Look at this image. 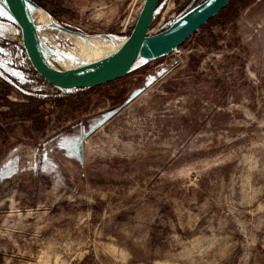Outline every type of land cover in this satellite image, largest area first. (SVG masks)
<instances>
[{
	"label": "rangeland",
	"instance_id": "obj_1",
	"mask_svg": "<svg viewBox=\"0 0 264 264\" xmlns=\"http://www.w3.org/2000/svg\"><path fill=\"white\" fill-rule=\"evenodd\" d=\"M35 1L73 70L77 35L125 41L144 2ZM203 1L160 0L151 33ZM20 39L0 2V264H264V0L90 90L37 79Z\"/></svg>",
	"mask_w": 264,
	"mask_h": 264
},
{
	"label": "water",
	"instance_id": "obj_2",
	"mask_svg": "<svg viewBox=\"0 0 264 264\" xmlns=\"http://www.w3.org/2000/svg\"><path fill=\"white\" fill-rule=\"evenodd\" d=\"M231 0H204L169 27L151 33L160 0H144L131 32L112 56L99 66L73 70L56 67L44 54L36 32L32 6L35 0H0L20 30V43L32 69L50 86L82 90L102 86L128 74L140 57L157 58L181 46L200 27L224 9Z\"/></svg>",
	"mask_w": 264,
	"mask_h": 264
},
{
	"label": "bare ground",
	"instance_id": "obj_3",
	"mask_svg": "<svg viewBox=\"0 0 264 264\" xmlns=\"http://www.w3.org/2000/svg\"><path fill=\"white\" fill-rule=\"evenodd\" d=\"M51 22L54 23L53 20H50ZM107 39V38H106ZM106 39H101V38H88V37H83V36H76V40H77V43L78 45H80L81 47L87 49V50H92V52H89V54L91 55H87V56H81V54H76L81 56L82 59H80V62L82 60V62L84 63H88V62H95L94 64H89L88 66L86 67H81V68H78V69H74V70H81V69H87V68H92V67H96V66H99L101 65L102 63H104L105 61H107L111 56L112 54H114L120 47L121 45L125 42V41H119L120 43H117L115 41V44H113L112 46L107 47L109 45V43H107ZM112 39V38H110ZM113 40H111L113 42ZM109 42V41H108ZM77 47V46H76ZM73 54V53H71ZM73 57H74V54H73ZM87 59H90V60H87ZM92 60V61H91ZM87 65V64H85ZM85 65H82V66H85ZM76 68V67H75Z\"/></svg>",
	"mask_w": 264,
	"mask_h": 264
},
{
	"label": "trees",
	"instance_id": "obj_4",
	"mask_svg": "<svg viewBox=\"0 0 264 264\" xmlns=\"http://www.w3.org/2000/svg\"><path fill=\"white\" fill-rule=\"evenodd\" d=\"M231 1H232V0H231ZM231 1H230V2H231ZM230 2H229V3H230ZM5 10H6V9H5ZM222 10H223V9H222ZM222 10H221V11H222ZM221 11H220V12H221ZM216 15H217V14H216ZM216 15H215V16H216ZM211 19H212V18H211ZM211 19H210V20H211ZM210 20H209V21H210ZM209 21H208V22H209ZM208 22H207V23H208ZM207 23H206V24H207ZM203 26H205V25H203ZM17 46H18V53H20V56H21L22 58H25V54H24L23 48H22V46H21V43L18 42V45H17ZM25 60H26V63H29L27 59H25ZM28 65H30V63H29ZM29 67H30L29 72H30L32 75H34L37 79L41 80V78H40V77L38 76V74L32 69V67H31V66H29ZM126 75H127V74H126ZM98 87H99V86H98ZM94 88H96V87L88 88V89H84V90H90V89H94ZM55 89H57V88H55ZM57 90H60V89H57ZM60 91H62V90H60Z\"/></svg>",
	"mask_w": 264,
	"mask_h": 264
}]
</instances>
